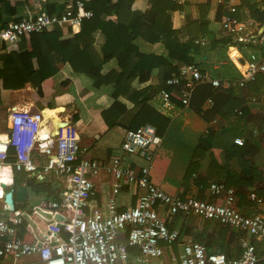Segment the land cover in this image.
Returning a JSON list of instances; mask_svg holds the SVG:
<instances>
[{
    "label": "built area",
    "instance_id": "obj_1",
    "mask_svg": "<svg viewBox=\"0 0 264 264\" xmlns=\"http://www.w3.org/2000/svg\"><path fill=\"white\" fill-rule=\"evenodd\" d=\"M23 2L24 16L10 22L0 31V52L5 42L20 44L30 34L51 32L56 27L74 28L93 18L91 9L81 0H71L62 10L50 15L45 9L37 12L30 0ZM222 24L231 43L227 46L230 61L238 70L239 78L213 79L193 64L179 67L155 96V105L161 113L173 109V97L188 106L195 89L211 85L215 89L244 88L264 74V25L255 33L236 19L235 7L228 9ZM65 29V30H64ZM196 44L198 42H195ZM249 48L248 58L240 49ZM263 54V55H261ZM167 88H171L169 91ZM264 98V96H263ZM258 98H253V101ZM213 102L206 100V108ZM238 114L241 112L238 111ZM9 132L0 136V264H257L259 249L264 248V216L242 215L235 207V190L224 184H211L213 195H224V204L215 205L195 198L171 196L154 185L150 172L162 145V138L150 125L126 130L119 145V155L106 165L85 157V150L71 136H59L44 130L43 114L27 109H9ZM215 122V120H214ZM22 133L29 134L24 143ZM14 148V160L8 162V150ZM128 158H137L144 165L125 164ZM24 172L28 180L55 184V196L41 198L31 207L16 209L5 203V194L12 189L13 178L6 169ZM105 172L115 188L107 199L105 212L92 204L96 180ZM130 185L143 190L135 206L119 211L116 198L119 187ZM248 198L259 204L254 193ZM14 214V215H12ZM196 216L255 238L242 245L236 258L210 252L205 246L187 239L179 242L178 232L169 225L175 217ZM31 237L26 242L18 235V228ZM174 243L180 247L175 255ZM169 253V254H168Z\"/></svg>",
    "mask_w": 264,
    "mask_h": 264
},
{
    "label": "crops",
    "instance_id": "obj_2",
    "mask_svg": "<svg viewBox=\"0 0 264 264\" xmlns=\"http://www.w3.org/2000/svg\"><path fill=\"white\" fill-rule=\"evenodd\" d=\"M164 1L166 14L171 18V31L178 33L176 38H195L194 42L206 41L204 30L212 33L217 40H228L225 27L222 24L224 18L229 15L228 9L235 7L236 13L233 16L239 21H244L247 17L244 3L253 5L261 2V0ZM19 2L21 1L19 0ZM49 2L48 0H30V7L37 12L44 10ZM64 4H66L65 0H55L56 11L62 10ZM219 7L222 10L220 19H217ZM131 11L140 15L147 26L153 20L154 13L149 11L148 0H133ZM23 16L24 8L23 2H21L18 18ZM187 27L192 28L187 31ZM66 30L63 32L64 39L79 33H69L68 29ZM146 35L150 42L155 41L156 34L154 32L148 30ZM92 37L95 38V50L102 58L105 55L101 49V44L104 42L103 37L98 31L92 33ZM172 40L174 38L168 41ZM171 53L173 52L163 46L159 47L156 52L158 56L167 59L172 58ZM227 53V47L208 49L204 55L195 57L194 65L213 79L237 80L239 78L237 67L230 61ZM240 53L248 58L251 50L243 47L240 49ZM196 60H199V63ZM176 65V61L171 59V66ZM162 67L165 65L160 66L155 63L147 67L136 63L131 78H126L127 75H116L111 78L112 82H117L122 86V90L118 91L114 83L95 88L90 78L84 74L74 73L68 63L59 64L57 73L50 81V88L44 86L47 105L42 101L34 100L32 96L34 89L30 83H26L23 88L18 90L2 89L0 83V136L5 138L9 132V109L23 108L31 113L41 112L44 129L46 128L50 132H54L56 129L59 136L73 137L84 148L85 157L106 165L114 156L119 155V145L126 130L150 125L155 128L156 133L160 132L159 137L162 138V145L150 172V178L154 185L171 196H178L182 199L195 198L215 205H223L224 195H213L210 185L224 184L226 188L235 190L234 207L242 215L259 214L264 216V74L258 75L255 81L247 83L244 88H232L231 94L227 95V105L221 109L222 115H207V118H204L202 113L196 112L190 103L188 106H183L177 98L173 99L172 110L161 113L157 109L154 98L160 84L167 80L163 78L162 71L165 69ZM1 68L2 62H0ZM99 68L100 73L105 75L117 68V59H108L101 63ZM127 90L142 92V96L147 95V106L162 117L161 122H157V120L154 122L158 126V130L154 124H151L153 122L147 121V119L141 118L139 121H135L136 116L143 109V103L135 102L124 95L126 92L130 93L132 98L136 97ZM118 92L119 95H117ZM253 98L258 99L253 101ZM135 99L140 100L139 97ZM115 101L119 103V106L112 108L113 112L108 117H118L115 125L109 128L102 118V113L107 112ZM57 109H65V116L60 119L59 115L61 114L57 113L52 115L54 117L49 121L44 113ZM201 109L202 112L208 110L206 101ZM238 111L241 113L238 114ZM150 120L154 121V118H150ZM209 132H211L209 147L199 146V141ZM254 141L258 142L259 150L254 157L255 174H252L254 178L251 180L249 175H243L245 165L243 156L251 147V142ZM125 164H132L133 167L144 165L137 158H128L125 160ZM189 171L190 174L187 176ZM15 173L17 172L6 169L7 176H12V180H14ZM26 180L21 185L30 182L28 178ZM249 181L252 183L247 185L246 183ZM29 187L27 188L28 200L29 193H31ZM113 188H115V181L111 176L102 172L96 180L95 195L91 199L92 204L105 212L106 202L111 196ZM12 189H14L13 186ZM118 189L119 195L116 198V203L119 211L135 206L138 198L144 193L143 190L130 185H122ZM249 193H254L261 199V203L257 204L251 201L248 198ZM36 198L37 201L34 204L44 197L36 195ZM27 202L14 201V206L16 209H22L27 206ZM16 204L22 205L17 206ZM168 227L170 230L178 232L179 242L187 239L198 242V239L199 244L211 250L216 249V244L221 240L226 244L236 245L238 249H241V252L245 242L260 246L255 238L196 216L183 218L177 216ZM172 249L175 255L180 252L177 243L173 244ZM258 254L259 262L257 264H264V248L259 249Z\"/></svg>",
    "mask_w": 264,
    "mask_h": 264
},
{
    "label": "trees",
    "instance_id": "obj_3",
    "mask_svg": "<svg viewBox=\"0 0 264 264\" xmlns=\"http://www.w3.org/2000/svg\"><path fill=\"white\" fill-rule=\"evenodd\" d=\"M49 3L45 6V11L52 15L56 13L55 0H48ZM71 0H65L66 4ZM85 3L86 8L91 9L93 18L84 20L80 25L69 28L68 32H79L64 39L63 29L56 27L53 31H44L39 34H30L16 45L11 42H5L0 52V62L2 68L0 69V83L2 89L18 90L24 87L26 83H30L34 89L33 98L37 101H42L48 104L45 99L44 86H51V79L57 73V65L68 63L74 73L84 74L93 81V86L99 88L104 84L114 83L118 91L122 90L120 84L112 82L113 76L127 75L126 78L133 76L134 65L142 64L147 67L155 63L160 64L165 71L164 80L170 78L173 74L177 73L179 67L183 65L195 64V57L204 55V52L214 50L217 47H227L231 40H217L215 36L209 31L204 30V42L198 41V44L193 39L176 38L178 33L171 31L170 16L166 14V7L164 0H148V8L154 13L152 22L147 26L142 21L140 15L131 11V3L133 0H81ZM65 5V4H64ZM21 2L0 0V31L18 18ZM247 17L242 21L246 27L255 33L257 28L264 25V0L257 4L244 3ZM221 7L217 12V19H220ZM192 27H187L190 30ZM150 30L156 34L154 42H150L147 38V31ZM98 31L103 37L102 50L105 54L100 58L95 50V38L93 39L92 33ZM206 31V32H205ZM174 38L172 41L169 39ZM85 41V43H84ZM167 48L173 56L177 65L171 66V59L158 56L156 54L159 47ZM117 59V68L109 71L107 74L100 73L99 65L108 59ZM129 74H128V73ZM202 72V71H201ZM203 73V72H202ZM256 80V79H255ZM129 82V80H128ZM48 85H45V84ZM251 83V82H250ZM164 83L160 84L159 89L164 88ZM171 91V88H167ZM126 91V90H125ZM132 94L139 97L140 100L132 98L130 93L124 92L129 98L135 102H142L143 109L136 116L135 121L141 118L153 122L156 129L158 126L154 123L161 122L162 117L150 109L146 104V94L142 96V92H134L127 90ZM230 90L215 89L211 85H201L195 89L192 94L190 105L196 112L202 113L204 118L215 115H222L221 109L225 107L227 95L231 94ZM157 94V93H156ZM119 95V92L117 93ZM142 96V97H141ZM175 97H173L174 99ZM210 99L213 106L202 112L201 106L204 102ZM119 106L115 101L112 107L107 112L102 113V118L106 125L110 128L116 123L117 117H108L113 112L114 107ZM60 119L63 118L59 115ZM154 118V121L150 120ZM149 119V120H148ZM159 119V120H158ZM142 120V121H143ZM137 127L132 128V130ZM158 136L160 132H157ZM211 132L199 141V146L206 148L210 145ZM251 147L243 156L245 165L243 167V175H249L253 180L254 175L253 161L254 157L259 150L258 142H251ZM14 148L10 147L8 150V161L14 160ZM190 171L187 173V176ZM186 177V176H185ZM24 172L15 173L13 180V188L20 186L26 180ZM252 182L249 181L248 184ZM30 192L34 195H39L44 198L50 199L55 196V184L52 182L43 181L39 182L36 179H30ZM20 206L22 204H16ZM24 205V204H23ZM24 226L18 228V235L26 242H29L30 236L24 231ZM234 236V235H233ZM197 243L200 241L197 239ZM195 242V241H194ZM210 243V242H209ZM204 246V245H203ZM210 246V245H208ZM216 249L210 252L222 253L227 258H236L240 255L241 249L232 243H224L222 240L216 244Z\"/></svg>",
    "mask_w": 264,
    "mask_h": 264
},
{
    "label": "water",
    "instance_id": "obj_4",
    "mask_svg": "<svg viewBox=\"0 0 264 264\" xmlns=\"http://www.w3.org/2000/svg\"><path fill=\"white\" fill-rule=\"evenodd\" d=\"M30 182H26L24 185L15 187L14 189L9 190L5 194V203L9 207H13V202L25 203L28 200L27 188L29 187Z\"/></svg>",
    "mask_w": 264,
    "mask_h": 264
},
{
    "label": "rangeland",
    "instance_id": "obj_5",
    "mask_svg": "<svg viewBox=\"0 0 264 264\" xmlns=\"http://www.w3.org/2000/svg\"><path fill=\"white\" fill-rule=\"evenodd\" d=\"M197 61V60H196ZM199 63V60L197 61ZM206 63V62H204ZM207 64H209V62H207ZM215 74V73H214ZM37 201L36 195L29 193V200L27 202V206L31 207L33 205H35L34 203ZM5 215V213L0 212V219L3 218V216ZM14 215V214H12Z\"/></svg>",
    "mask_w": 264,
    "mask_h": 264
},
{
    "label": "bare ground",
    "instance_id": "obj_6",
    "mask_svg": "<svg viewBox=\"0 0 264 264\" xmlns=\"http://www.w3.org/2000/svg\"><path fill=\"white\" fill-rule=\"evenodd\" d=\"M57 113L61 114L62 117H64V116H65V113H66V110H65V109H57L56 111H51V112L44 113V114H45V116L48 118V120L50 121V120H52V118L54 117V116H52V115L57 114ZM50 114H51V115H50ZM48 115H50V116H48ZM43 129H44V128H43ZM44 130H47V129L45 128ZM53 133H56V129L54 130Z\"/></svg>",
    "mask_w": 264,
    "mask_h": 264
},
{
    "label": "clouds",
    "instance_id": "obj_7",
    "mask_svg": "<svg viewBox=\"0 0 264 264\" xmlns=\"http://www.w3.org/2000/svg\"><path fill=\"white\" fill-rule=\"evenodd\" d=\"M21 135H22V138L24 139V143L27 142V141H29V138H30L29 137V134L22 133Z\"/></svg>",
    "mask_w": 264,
    "mask_h": 264
}]
</instances>
